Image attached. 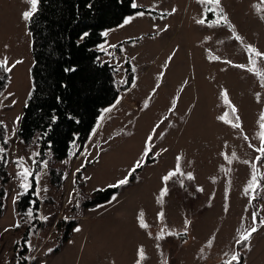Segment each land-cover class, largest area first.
<instances>
[{"label":"rangeland","instance_id":"374dc122","mask_svg":"<svg viewBox=\"0 0 264 264\" xmlns=\"http://www.w3.org/2000/svg\"><path fill=\"white\" fill-rule=\"evenodd\" d=\"M136 3L149 10H138L129 15L135 17L130 23L107 29L100 44L102 57L116 64L118 83L125 79L127 60L135 82L105 108L109 111L103 110L80 152L74 144L65 161L47 158L41 164L47 171L40 168L36 173V187L45 226L30 236L31 257L36 264H219L237 254L238 230L256 227L241 264H264V224L258 219L253 223V193H245L260 155L257 121L264 112V82L237 67L248 64L247 45L264 53V10L254 7L261 0H220L219 8L201 0ZM29 8L28 0H0V60L7 57L11 67L10 82L0 96V120L8 125L11 142V178L0 217L2 263L13 259L20 235L14 227L19 222L15 204L24 189L17 161L23 158L33 173L38 150L37 143L24 150L17 134L32 87L31 35L22 15ZM221 9L227 24L215 23ZM201 19L205 23H198ZM258 67L264 69V59ZM225 91L234 114L222 97ZM149 136L153 159L129 182V171L141 159ZM177 157L180 172L165 181L176 169ZM51 166L64 168L61 186L52 182ZM78 170L85 178L83 193L75 185ZM256 170L258 177L264 176V160ZM126 176L128 183L109 201L82 214L74 208L84 193L115 185ZM260 184L255 194L262 219L264 179ZM163 189L167 191L161 196ZM141 214L147 227L141 226ZM76 215L79 224L55 251L63 220Z\"/></svg>","mask_w":264,"mask_h":264},{"label":"trees","instance_id":"16d2710c","mask_svg":"<svg viewBox=\"0 0 264 264\" xmlns=\"http://www.w3.org/2000/svg\"><path fill=\"white\" fill-rule=\"evenodd\" d=\"M131 3L132 0H40L37 12L27 21L33 58L32 87L23 106L17 134L24 143V150L33 143H37L38 150L31 185L16 199L19 222L14 227L20 235L14 245L13 259L0 264H36L28 242L33 232L45 226L40 216L36 173L47 158L65 161L74 144L76 152H80L103 110L135 82L134 69L127 60L125 79L119 84L116 64L103 58L100 48L107 29L123 23L138 10H149L145 6L133 8ZM9 82L10 72L0 68V96ZM7 135L8 125L0 120V147L5 150L0 159V217L6 210L7 184L11 178L8 160L11 142ZM152 159L148 154L142 166L129 176V182L136 179L138 171ZM261 161L256 160V165ZM50 171L52 182L61 186L65 179L64 168L51 166ZM81 173L82 170L76 172L75 185L83 193L85 178ZM118 190L119 186L111 185L96 188L81 195L74 208L82 214L87 208L109 201ZM258 200L255 194L250 202L260 220ZM78 224V215L63 220L60 244L55 251L71 237ZM248 242H235L240 258L238 264L244 260V247ZM228 261L220 260L219 264H228Z\"/></svg>","mask_w":264,"mask_h":264},{"label":"snow or ice","instance_id":"6c2138e0","mask_svg":"<svg viewBox=\"0 0 264 264\" xmlns=\"http://www.w3.org/2000/svg\"><path fill=\"white\" fill-rule=\"evenodd\" d=\"M202 3H207L209 5H215L216 8H219V4H220V0H201ZM28 3L30 5V8L28 10H26L22 15L23 18L25 20H29L38 10V6L40 3V0H28ZM261 5H264V0H261V4L260 5H255L254 7H256V10L262 11L264 9L261 8ZM131 7L133 8H137L138 5L136 3V0H132L131 3ZM215 9L213 8H208L207 11H214ZM172 11L174 12L175 9H172ZM136 16H143L145 15L144 12H137L135 14ZM264 18V17H262ZM133 19H135L134 16H129L127 18L124 19L123 24H128L130 23ZM225 23L227 24V16L226 14H223L222 9L220 10V14H219V19L217 21H215V23L219 24V23ZM198 23H205L204 19H201L198 21ZM123 26V25H121ZM84 36H87L88 33H84ZM103 35H107V32L103 33ZM237 40H240L241 37H239L238 35L235 37ZM249 57H248V64L247 65H237V67H241V68H247L248 71L254 73L255 75H257L259 77V79L264 82V69L259 68L258 67V61L261 59H264V53H261L260 51H258L256 48H254L252 45H247L246 48ZM213 59H219V57H212ZM169 59H171V57H169ZM16 63H19V61H17ZM229 63H231L229 61ZM0 68H2L5 72H9L11 71V67L8 65V60L7 57H5L4 59L0 60ZM222 97L224 99V102L226 104H228L231 107L232 113L234 114L236 112V109L234 106L231 105V102L228 99V95L227 92H223L222 93ZM257 98L259 99V94L257 96ZM147 101L144 104V107H147ZM175 106V101H173V107ZM110 109H105L104 111H109ZM228 113H225V116H227ZM19 118H17L18 120ZM220 119H225L224 116L220 117ZM236 121H239V117H236ZM225 122L232 124L233 127L235 128H239L240 124L238 122H233L232 120H226ZM257 123L259 124L260 127V132L257 134L258 138L260 139L261 142V146L259 148H257L256 150L260 153L259 156L256 157L257 161H261L264 160V112L260 113V117L257 121ZM151 140L152 137L149 136L148 140L145 142V148H144V152L143 155L141 157V159L137 160L135 162V164L133 165V167L130 169L129 171V175H131L133 172H135V170L139 167L142 166V161L144 157H147L148 154L151 151ZM5 143H7V141H5ZM4 148L0 147V159H3V153H4ZM232 156H235V153H232ZM228 157H226L227 159ZM179 157H177V166L176 169L174 171H170L166 176L163 177V179L165 181L169 180L172 176L176 175L177 173L180 172V165H179ZM23 158H20V160L17 161V167L19 169H21V171L18 172V176L21 179V188H23L25 191H27V189L30 187L28 180L29 177H31L33 175V173L30 171V169L28 167H25L22 163ZM231 162V161H229ZM247 163V162H246ZM252 175H251V179L248 182L247 187L245 188V193L247 194L249 191H251L253 193V198H255V192L257 191V189H259L262 185L260 184V180L264 179V176H259L257 175V170H256V164L252 165ZM189 178H191V175L189 174ZM128 183V177L126 176L123 179H120L119 181H117V183L115 185H111V187H118L124 184ZM166 189H163L161 191V196L166 194ZM29 216H31V211H29L28 213ZM160 216L163 215V213L159 214ZM252 221L255 224L257 222V213L253 212L252 213ZM140 223L142 227H147L146 224H144L143 222V218H142V214L140 217ZM260 224H264V218L260 219L259 221ZM18 227V225H16ZM78 230V229H77ZM239 231V236L238 239L236 240L237 244H244L247 241L250 240L251 236L253 233H255L257 231L256 227H251L250 229H243V230H238ZM209 243L211 244V241H209ZM138 254L141 258H143L144 256V252L143 249H139ZM239 256L238 254H232L231 255V259L228 261V264H233V262H239ZM137 264H139V260L137 261Z\"/></svg>","mask_w":264,"mask_h":264},{"label":"built area","instance_id":"2783aa9c","mask_svg":"<svg viewBox=\"0 0 264 264\" xmlns=\"http://www.w3.org/2000/svg\"><path fill=\"white\" fill-rule=\"evenodd\" d=\"M41 169H42L43 171H47V168H46V166H44V165L41 167Z\"/></svg>","mask_w":264,"mask_h":264}]
</instances>
